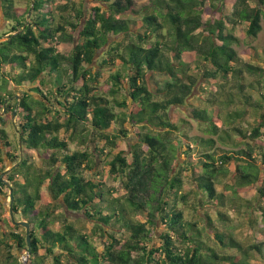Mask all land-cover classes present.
I'll return each instance as SVG.
<instances>
[{"label": "trees", "instance_id": "obj_1", "mask_svg": "<svg viewBox=\"0 0 264 264\" xmlns=\"http://www.w3.org/2000/svg\"><path fill=\"white\" fill-rule=\"evenodd\" d=\"M79 1L30 0L28 9H21L14 0H0L2 16L13 23L0 41V122L5 120L2 115L16 111L21 151L16 156L7 149L9 136L0 127V163L8 157L14 164L9 170L0 165V194L7 187L10 197L12 191L14 215L29 223L31 236L29 250L26 232L3 231L0 264L17 261L13 250L27 257L24 264H46L48 258L52 264H252L251 251L264 259V243L245 247L215 228L208 214L201 227L197 220L186 221L183 211L192 194L220 208L224 193L218 191V176H227L225 166L236 161L240 163L231 189L239 193L256 186L258 201L264 200V65L242 61L235 49L240 39L234 33L240 26L247 37H258L264 0H155L140 19L142 12L132 0H92L89 11L86 0L82 5ZM227 4L232 8L224 13ZM114 37L121 40L112 41ZM63 43L73 44L69 56L59 50ZM187 52L197 55L200 75L188 73L189 62L182 57ZM106 72L103 85L100 78ZM151 73L165 75L169 82L150 83ZM45 78L54 82L48 92L31 87L36 82L45 86ZM219 79L235 83L238 91L221 101L224 94L214 91V85L211 91L205 89ZM10 83L20 90L19 97L8 90ZM196 90L208 94L197 96L206 108L190 109L189 117L208 127L211 135L219 134L222 119L210 113L213 105L235 106L228 124L247 114L255 118L249 131L232 128L248 147L236 154L238 158L227 152L215 157L208 153L214 139L185 135L182 124L172 122V109L187 106ZM118 107L123 111L118 113ZM114 124L119 130L110 134ZM85 125L106 141L100 148L96 143L94 151L109 150L108 173L121 182L124 197H115L116 189L105 181L86 178L83 169L97 167L95 153L71 151L73 135ZM61 131L71 132L70 140H61ZM132 135L136 143L113 153L117 141ZM259 140L263 151L255 156ZM195 150L202 152L198 163L190 161ZM32 152L49 154L44 159L47 168L34 164ZM183 175L190 176L194 191H184ZM44 186L50 207L39 211ZM54 203L68 212H84L94 226L91 233L68 223L65 213L53 217ZM260 210L264 219V208ZM217 214L220 223L228 222L225 213ZM56 222L61 230L52 228ZM159 225L165 227L156 237ZM211 233L224 252L203 241L202 236ZM99 240L102 251L96 246Z\"/></svg>", "mask_w": 264, "mask_h": 264}, {"label": "rangeland", "instance_id": "obj_2", "mask_svg": "<svg viewBox=\"0 0 264 264\" xmlns=\"http://www.w3.org/2000/svg\"><path fill=\"white\" fill-rule=\"evenodd\" d=\"M64 0H59V2H62ZM136 6V9L142 12L137 19H140L143 16L144 9L148 6L152 5L155 0H132ZM233 3V0H229ZM15 6L21 9H28L30 6V0H14ZM84 0H80L77 2V4L82 5ZM85 10L89 11L90 5L93 4L92 0H86L85 2ZM227 8L224 9V13L231 11L232 4H227ZM209 6V4L207 5ZM31 7H33L31 3ZM31 14V13H30ZM29 14V16H30ZM221 14V13H220ZM222 15V14H221ZM214 16H218L214 15ZM163 20V19H162ZM139 21V20H138ZM13 23L6 21L4 17L2 16L0 12V41L5 40L6 37H3L5 33L9 31V28L11 27ZM138 27V23H136V26ZM262 31L258 35L256 39H251L246 36L243 27L238 26L235 28V35H237L240 39V44L238 46H235V49L239 53L240 58L244 62H259L261 65H264V20L262 22ZM112 41H120V37H114L111 39ZM107 48V47H106ZM102 49L98 55L96 56L95 63L100 59L102 53L105 51V49ZM255 49L258 54L260 55L259 58L255 55H251L253 51L251 49ZM73 44L72 43H63L59 46V50L61 53L69 56L72 53ZM246 51L249 54H246ZM169 57L172 58V53H168ZM183 59L189 62V74H194L196 76L200 75L201 72L197 68V55L195 53H185L183 56ZM261 59V60H260ZM66 68H68V65H65ZM4 71L9 73L11 71V68L9 66H6L4 68ZM109 74L108 72L104 73V75L100 78V83H103V85H106L105 82L108 80ZM253 78H249L248 81H251ZM44 80V79H43ZM168 77L162 74H156L151 73L149 74V81L150 83L159 84L160 86H163L167 83ZM169 82V81H168ZM202 82H205L204 80ZM208 83V82H205ZM53 78H45V86H39V82H36L34 85H31V87H41L43 92H48L47 90H50L51 85H53ZM209 86H207L205 89H209L210 91L214 89L213 85L215 86L214 91L220 92L224 94V97H220V100H224L226 98V95H228L231 92H237V86L235 83H228L223 84V81L221 79L217 80L216 83L211 81L209 82ZM223 86V88H220V86ZM53 87V86H52ZM8 90L11 92L16 93V96L19 97V91L18 89L14 88L13 84L10 83L8 86ZM197 96L207 97L208 94H204L201 90H196L194 92V95L191 99H189V103L187 106H182L179 109L177 107L173 108L171 111V120L176 125L182 124V131L185 135L189 136H198V137H204L206 139L211 138L215 140V143L212 147V150L208 153H213L215 157H220L224 153H234L235 157L238 158V155H236L238 152L242 150H247V145H245V139L232 131L233 127H243L244 130H251L255 124V118L253 116H250V114H247V116L242 120H232L228 124V121L230 120L228 118V114L231 113L235 106H230L220 108L218 105H213L209 107L210 113H212L215 117L221 116V128L219 129L218 135H211V133L207 132L208 127H206L203 124H200L194 120H192L190 115V109L192 108H206V105L204 101L200 100ZM220 108V109H219ZM116 111L120 113L123 111L120 107L116 108ZM5 117L3 122H0V127L4 128L9 136V142L11 143V147L7 148L9 151L19 156L21 154L20 151V141L18 136V129L17 124L19 123V119L17 116H9L2 115ZM228 124V125H226ZM86 127L82 126L84 130L79 131L73 135L74 140L73 144L71 146V151H85L90 150V153H95L94 147L97 143V146L100 148L103 145H105L106 141L102 139L99 136V133L92 131L90 127L85 125ZM81 127V129H82ZM119 130V125H112L111 129L109 130L110 134L116 133ZM225 131L229 132V135L226 134ZM71 132H64L61 131L59 134V137L61 140H70L71 138ZM174 139H178V136H174ZM262 140V139H261ZM259 140L258 144L255 145L256 151L255 156H260L263 146L260 144ZM136 143V137L135 135L131 136L129 139H126L125 141L119 140L117 141V147L115 149H112L113 153L118 152L120 150L127 149L128 145H132ZM4 148V147H3ZM108 151H105L104 154H100L98 151L93 155V159L97 162V167L94 170L84 168L83 173L85 174L87 179H92L95 182L98 181H105V184L110 189H116L113 190V194H115V197H124L126 194V191L121 185V182L114 181L113 178L108 173V164L107 161L111 159V156L109 155ZM33 153V152H32ZM200 152L199 150H195L192 152V156L190 161L192 163H198L200 161ZM49 154L42 153V154H31L30 158L34 162L35 165L38 167H43L44 169L47 168L44 159H48ZM6 160V167L7 170L11 169L14 164H11L8 157L5 158ZM181 159L185 160L186 158L183 157L181 154ZM257 159V158H256ZM181 160V161H182ZM261 158L257 160V163H260ZM219 166L221 165L220 161L218 162ZM237 163L239 162H233L229 165L225 166V169H228V175L227 176H218L219 181L217 184L218 191L220 193H224V203L220 208L214 206V204L208 202L207 200L199 201V197L192 194L190 198V202L188 205H186L183 208L184 215L186 221H198L199 226L203 227L204 223H206V214H208L211 219L215 222V228L218 227L219 231H224L225 233H228L230 236H232L234 239H236L239 243L243 244L245 247H248L250 245H260L264 243V219H263V212L260 210L264 208V200L258 201V192L256 186H253L252 188H247L239 193H235L231 187L234 185V177L233 174L236 173V167ZM5 164L0 163L5 169ZM173 163V169H174ZM9 166V167H8ZM175 170H173L174 172ZM201 170H197V172H200ZM190 174V173H189ZM4 176V175H3ZM183 182H184V191L185 192H192L195 190V186L193 181L191 180L190 176H182ZM20 180H22L21 177H19ZM3 192L0 194V237L2 238V232H8L16 231L18 233H21L22 235H25L26 229L24 227H21V229H15V225L11 221L10 216V197H9V189L6 187L2 190ZM41 200L37 203V209L39 211L45 210V208L50 207L49 206V197L47 193L46 187H42L41 189ZM57 203H54V215L53 217H58L59 215L66 214L68 218V223L73 224L78 230H80L82 233L90 234L93 230V224L90 222L88 216L80 211L78 213H72L68 212L65 209L56 207ZM46 211V210H45ZM225 213L228 216V222L226 224H222L219 222L218 212ZM198 215L202 217L203 220L200 221ZM138 217V216H137ZM16 221H25L22 220L20 216H15ZM21 219V220H20ZM142 221H144V218H141ZM56 220V219H55ZM62 224L56 222L53 225V229L61 230ZM163 225H159V229L157 230L156 237H159L160 234L164 231ZM27 236V235H26ZM203 241L209 245L210 247L215 248L219 252H224V250L218 245V243L214 240L213 234L206 235L204 234L202 236ZM97 249L99 251H102L103 245L101 244V240L96 244ZM264 248V247H263ZM2 253V252H1ZM227 253L239 255L236 253V251H227ZM13 255L17 256V261L11 264H24L25 262V256H22L21 254H16V250H13ZM41 255H44V250L40 251ZM4 255V253L2 254ZM21 255V256H20ZM252 255V256H251ZM250 262L252 264H264V259L261 257L260 254L257 252H250ZM3 260L5 258H2ZM46 264H52V259L48 258L46 259ZM5 264H10L8 262H5Z\"/></svg>", "mask_w": 264, "mask_h": 264}, {"label": "water", "instance_id": "obj_3", "mask_svg": "<svg viewBox=\"0 0 264 264\" xmlns=\"http://www.w3.org/2000/svg\"><path fill=\"white\" fill-rule=\"evenodd\" d=\"M31 15V14H30ZM13 116H16V111L13 112ZM1 180L3 181V178L1 177ZM7 185L8 183L5 182ZM10 216H11V221L15 226H21L24 227L26 229V235H27V242H28V246H29V250L31 249V236H30V225L28 222L25 221H16L14 212H13V195H12V191L10 192ZM30 254V251H29Z\"/></svg>", "mask_w": 264, "mask_h": 264}, {"label": "built area", "instance_id": "obj_4", "mask_svg": "<svg viewBox=\"0 0 264 264\" xmlns=\"http://www.w3.org/2000/svg\"><path fill=\"white\" fill-rule=\"evenodd\" d=\"M26 261H27V257H25V262L24 263H26Z\"/></svg>", "mask_w": 264, "mask_h": 264}]
</instances>
